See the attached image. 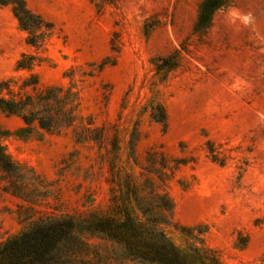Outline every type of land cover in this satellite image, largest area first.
Here are the masks:
<instances>
[{
    "label": "rangeland",
    "instance_id": "obj_1",
    "mask_svg": "<svg viewBox=\"0 0 264 264\" xmlns=\"http://www.w3.org/2000/svg\"><path fill=\"white\" fill-rule=\"evenodd\" d=\"M24 1L52 23L51 33L27 44L10 7L0 5V83L8 81L0 95L32 92L22 87L31 74L39 86L72 84L83 122L91 116L119 142L115 156L76 144L70 129L20 138V120L0 112L6 152L51 184L32 218L106 212L111 162L143 177L153 149L185 161L164 184L153 176L173 204L165 230L175 245L202 241L220 264H264V0H228L200 31L194 25L203 0ZM22 54L34 56L31 68L16 67ZM163 57L175 65L158 70ZM150 103L163 106L165 127L150 118ZM133 128L135 160L127 143ZM2 184L0 242L28 221L18 218L20 200ZM174 224L204 232L194 230L193 238ZM86 241L96 264H135L113 241Z\"/></svg>",
    "mask_w": 264,
    "mask_h": 264
},
{
    "label": "trees",
    "instance_id": "obj_2",
    "mask_svg": "<svg viewBox=\"0 0 264 264\" xmlns=\"http://www.w3.org/2000/svg\"><path fill=\"white\" fill-rule=\"evenodd\" d=\"M108 1V0H104ZM228 0H203L200 4L195 31L205 28L215 10ZM8 5L19 27L27 33L26 43L36 46L51 33L52 23L29 9L24 0H0ZM157 69H171L175 65L170 57L160 58ZM34 56L22 54L16 61L17 68H31ZM106 62H102L100 69ZM8 81L0 83V90ZM22 87L32 92L17 96L0 95V112L17 117L21 125L14 134L20 138L40 137L44 133L59 134L70 129L76 144L91 143L99 151L119 152L116 134L109 135L105 125L98 126L91 116L83 122L78 114L79 90L72 84L39 86L36 75L22 81ZM8 89V88H7ZM10 93V90H8ZM150 118L166 125V114L159 103L149 104ZM7 132L0 131V180L1 190L20 200L17 216L27 221L23 227L0 242V264H96L86 241V236H96L119 244L135 264H220L215 252L203 245H190L181 249L170 239L165 228L172 224L173 208L166 193L155 184L154 177L164 184L185 161L167 157L162 152L149 149L145 155L144 171L138 177L131 168L122 172L111 162L109 207L104 213L89 212L85 215L62 214L32 218L34 205H41L50 194V183L35 174L31 168L12 160L1 142ZM139 138L137 128L129 134V156L134 158L135 144ZM108 145V146H107ZM136 163V162H135ZM125 168V166H123ZM154 176V177H153ZM28 180H31L29 183ZM31 185L29 188L28 185ZM188 236L196 238L204 227L176 226ZM93 254L90 258V254Z\"/></svg>",
    "mask_w": 264,
    "mask_h": 264
}]
</instances>
